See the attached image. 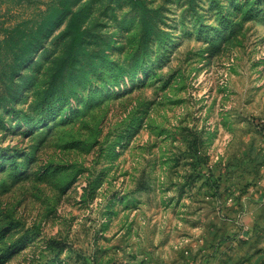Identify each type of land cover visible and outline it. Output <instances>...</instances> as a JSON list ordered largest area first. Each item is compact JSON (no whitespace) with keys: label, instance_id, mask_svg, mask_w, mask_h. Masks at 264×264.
I'll return each instance as SVG.
<instances>
[{"label":"rangeland","instance_id":"rangeland-1","mask_svg":"<svg viewBox=\"0 0 264 264\" xmlns=\"http://www.w3.org/2000/svg\"><path fill=\"white\" fill-rule=\"evenodd\" d=\"M0 264H264V0H0Z\"/></svg>","mask_w":264,"mask_h":264}]
</instances>
